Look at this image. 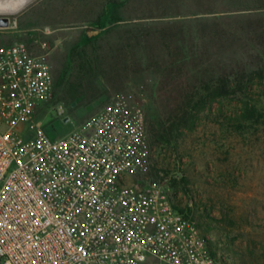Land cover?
Returning a JSON list of instances; mask_svg holds the SVG:
<instances>
[{
  "label": "built area",
  "instance_id": "2783aa9c",
  "mask_svg": "<svg viewBox=\"0 0 264 264\" xmlns=\"http://www.w3.org/2000/svg\"><path fill=\"white\" fill-rule=\"evenodd\" d=\"M52 91L43 55L0 47V264H228L163 185L138 180L139 107L114 100L51 138L37 114Z\"/></svg>",
  "mask_w": 264,
  "mask_h": 264
},
{
  "label": "rangeland",
  "instance_id": "374dc122",
  "mask_svg": "<svg viewBox=\"0 0 264 264\" xmlns=\"http://www.w3.org/2000/svg\"><path fill=\"white\" fill-rule=\"evenodd\" d=\"M224 1L218 0L213 10L198 15L199 20L229 14L247 23L258 15L236 11ZM202 3L35 0L8 17L14 26L0 29V47L23 43L45 57L53 91L37 120L51 138H58L114 100L139 107L143 116L157 105L163 109L169 101L163 95L165 81L153 62L166 61V31L183 19L194 21L197 17L190 10ZM86 35L98 36L87 41ZM83 60L98 67L97 75L86 74ZM87 81L94 82L96 99L73 100V92L82 93L81 85ZM220 107L219 101L214 102L212 111ZM222 107L231 110L234 103L224 101ZM59 108L65 110L67 123L58 117ZM244 134L243 139L223 133L217 122H199L193 133L178 135L174 147L148 145L146 171L137 178L142 184L163 185L176 205L189 206L226 263L264 264V136ZM154 168L159 170L156 178Z\"/></svg>",
  "mask_w": 264,
  "mask_h": 264
},
{
  "label": "trees",
  "instance_id": "16d2710c",
  "mask_svg": "<svg viewBox=\"0 0 264 264\" xmlns=\"http://www.w3.org/2000/svg\"><path fill=\"white\" fill-rule=\"evenodd\" d=\"M202 2L190 10L192 15H205L218 4V0ZM227 2L232 3L236 11L258 15L247 23L229 14L211 20L183 19L163 35L167 58L153 65L162 74L166 89L163 95L166 94L169 101L163 109L157 105L154 111L144 115L149 146L174 147L178 135H184L185 131L193 133L203 121L217 122L223 133L237 134L243 139L246 132L264 136V0L246 4H242V0ZM97 36L86 35L85 40ZM83 61L86 74L97 75L98 67L90 60ZM81 87L84 91L73 92V100L96 99L93 81ZM218 101L221 107L212 111V104ZM224 101L234 103L233 109L224 110ZM153 170L156 178L159 170ZM175 208L195 218L189 206L176 205ZM199 225L203 228L201 223Z\"/></svg>",
  "mask_w": 264,
  "mask_h": 264
},
{
  "label": "clouds",
  "instance_id": "9594fccd",
  "mask_svg": "<svg viewBox=\"0 0 264 264\" xmlns=\"http://www.w3.org/2000/svg\"><path fill=\"white\" fill-rule=\"evenodd\" d=\"M32 0H0V17H14L26 9ZM14 26V22L9 19L5 25L4 19H0V29Z\"/></svg>",
  "mask_w": 264,
  "mask_h": 264
},
{
  "label": "water",
  "instance_id": "95a60500",
  "mask_svg": "<svg viewBox=\"0 0 264 264\" xmlns=\"http://www.w3.org/2000/svg\"><path fill=\"white\" fill-rule=\"evenodd\" d=\"M0 19H4L5 25L9 23V18L8 17H0ZM69 121V118H65L63 120L64 123H67ZM60 122L57 121L55 125H58Z\"/></svg>",
  "mask_w": 264,
  "mask_h": 264
},
{
  "label": "bare ground",
  "instance_id": "6f19581e",
  "mask_svg": "<svg viewBox=\"0 0 264 264\" xmlns=\"http://www.w3.org/2000/svg\"><path fill=\"white\" fill-rule=\"evenodd\" d=\"M33 1H35V0H32V2H33ZM32 2H31V3H32Z\"/></svg>",
  "mask_w": 264,
  "mask_h": 264
}]
</instances>
